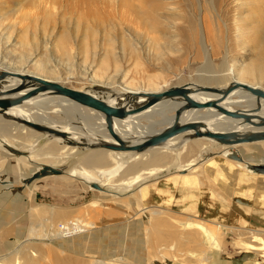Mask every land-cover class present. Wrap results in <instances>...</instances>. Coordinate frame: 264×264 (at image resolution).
<instances>
[{
  "label": "rangeland",
  "instance_id": "rangeland-1",
  "mask_svg": "<svg viewBox=\"0 0 264 264\" xmlns=\"http://www.w3.org/2000/svg\"><path fill=\"white\" fill-rule=\"evenodd\" d=\"M3 68L100 96L232 79L264 89V0H0ZM240 69L257 79H239ZM39 108L42 121L67 124L75 136L99 129L95 113L59 99ZM157 120L149 118L152 128L140 135L162 129L165 122ZM0 122L8 132H0V261L89 264L95 252L102 264L122 253L127 264H199L205 246L213 258L207 264H264V142L233 148L192 141L184 151L155 152L141 162L110 155L120 165L112 181L100 174L104 168L89 169L97 180L89 181L79 174L89 149L66 151L60 161L59 152H38L62 148L53 139ZM133 133L135 139L139 132ZM224 160L261 176L240 182ZM216 161L228 176L221 184ZM144 207L158 224L155 240L141 217ZM197 221L225 226L214 249L208 237L191 242ZM84 223L95 227L88 231Z\"/></svg>",
  "mask_w": 264,
  "mask_h": 264
},
{
  "label": "bare ground",
  "instance_id": "bare-ground-1",
  "mask_svg": "<svg viewBox=\"0 0 264 264\" xmlns=\"http://www.w3.org/2000/svg\"><path fill=\"white\" fill-rule=\"evenodd\" d=\"M124 5H127L126 1H124ZM241 69L238 72L239 79L242 80V79H247L249 77H251L253 79L255 78V75H254L255 73L253 75H251V73H249L250 71L247 72L246 70H241ZM261 70L262 69H260V71L258 70L259 72L258 71L257 72L260 74ZM14 71H17V70H14ZM255 79H257V78H255ZM233 80L238 82L237 80L232 79L229 82L225 83V85L223 84L221 87L227 86ZM9 82H10L9 84H7V85L5 84V85L1 86L0 89L11 88V87H13L14 85H16L18 83L16 80H10ZM189 84L198 85L199 83H189ZM199 85H201V83ZM252 87H256V86H252ZM84 92L89 93L92 96H94L96 98H99V99L105 101L106 103H108L110 105H115V106L125 105L127 107H133V106H136L138 103H141L143 101V99H138L136 101H131L128 98H126L127 93H129L131 91H126L125 95H118L117 93L110 92V94L108 96H100L96 92L89 91V90H84ZM154 92H156V91H154ZM191 97L194 100H196V101L205 102V101L213 100L217 96H214L212 94L198 93V94H192ZM48 98H51V100L59 99L61 102H66L69 105H71L72 107L86 109V111H89L90 113H95L98 116L97 119L99 120V124H98L99 125V129L90 130L89 135L87 136L86 139H84V138H82V136H75V134L70 132V129H72V128H69L67 126V124H66V126H59V125H57L55 123L51 124L50 120H49L50 123H48L47 120L46 121H42V119H41L42 116H41V118H39L36 112H39V114L41 113L42 109L39 108V106L42 103L48 102ZM181 104H182L181 100H178V101H167V102L165 101V102H162L161 104L153 106L152 108H149L148 110H146V111H144L142 113L128 116L127 118H125L123 120H115L114 121V125H113L114 130L116 131V133L124 141L128 142L129 144L138 142V141L141 140V138L143 136H147V135L152 134V133H157V132L161 131L162 129L166 128L167 126H169L171 124L172 120H173L174 111ZM33 105H36V107H33ZM220 105L222 107H225V108L230 109V110L244 109L245 111L247 109H252V108H254L256 106L255 98L253 96H251L250 94H248L247 92L242 91V90H237V91L233 92L232 94H230V96H228L226 99H224L220 103ZM59 106H61V105H59ZM63 106H65V105H63ZM6 115L10 116L12 118H15V119H25V120H28V121H31V122H36V123L39 122V123L46 124V126H48L50 128H53V129H56L58 131L66 133L68 135L67 141H74L75 143H86V144L87 143H90V144L113 143L112 139L107 134L106 125H105L104 115L103 114H101L100 112L95 111L93 109L82 107V106H80V105H78V104H76V103H74V102H72L70 100L64 99V98L51 97V96L48 97V95H46V94H41V95H39V96H37L35 98H32V99H29V100L25 101L20 106H17V107H14V108L10 109L8 112H6ZM259 115L264 116V102H261V111H260ZM0 117H1L0 119L2 121H3V118H5L2 115H0ZM154 117L158 118L156 123L159 122V124H160V123H164L165 122V124L163 125V128L160 129L159 131H156V132L155 131H151L149 133L147 132L145 135H140V134L145 133L144 131H149L152 128V126H153L155 121H149V118H154ZM5 119H7V120H9V122L13 123L15 125V127H16V130L17 129L18 130L19 129H28L31 132L33 131L32 129L27 128L26 126L18 123L17 121H14V120L8 119V118H5ZM39 119H41V120L39 121ZM84 119H85V117H84ZM140 119H142V120H140ZM143 119H145V122L147 121L148 124L142 125L141 121H144ZM35 120H38V121H35ZM43 120H45V119H43ZM180 121L181 122H192V121L202 122L205 125V128L207 130H209V131H212V132L235 131V132H238V133H244V132H247V131H256V130L263 129V128L256 129V128H253V127L248 126V125H243V124H241V122H238V121H235V120H232L230 118L225 117L224 115L218 113L214 109H207V108L206 109H200V110H188V111H185V112L182 113V115L180 117ZM4 124L2 122H0V132L2 133L3 136L8 134L7 131H6L7 133H5V129L4 128H6V126ZM14 125H12V126H14ZM122 126H125L128 130L122 128ZM133 132H139V133H136L137 136H136L135 139L129 137L132 134H135ZM76 133H78V132H76ZM191 135H192L191 131L190 132H185L183 134H180L178 136H175V137L169 139L167 142H165L161 146L150 148V149H148V150H146L144 152H141V153H136V152H114V151H108V150H105V149H102V148L89 149V151H88L89 154H87L84 158L81 159L80 163L85 167V169L83 168L82 172H79V174L82 175L83 177H86L89 181H95L96 180V174L94 173V171L92 172L89 169H91V168H104V170L100 174H106L107 176H109L107 178V182H108V181H112V177L117 173V169L120 168L119 162L112 160L110 158V155L113 156V157H116L119 160H121L123 158H125L126 160L134 158V159H136L135 162H138L139 160L141 162V161H147L148 159H150L152 157V154L155 153V152L159 153V151H160V153H172V151H174L176 149H180L181 151H184L186 149V147H185L186 144L189 143V142H192V141L200 142V141L203 140V141H206L207 143H210V144H217L212 139L205 138V137L191 138ZM49 138L53 139L51 141L56 142L59 145H61L62 148H60V147L56 148L54 146L52 147V144H50V145L40 149L38 152H43V153L45 152L47 154L48 153L59 152V153H57L58 157L57 158L54 157V158L55 159H59L60 161H63L64 158L67 157V156H63V155H65L66 151H68V155H70L73 151L78 149L75 146H68L66 144V142L64 140H61L60 138H55V137H51V136H49ZM126 139H128V140H126ZM263 142H264V140L263 141H256V142H249V143L256 144V143H263ZM246 144H248V143L232 145V146H229V147H233L234 148L235 146H241V145H246ZM200 146H201V144H200ZM204 147H205V145H204ZM227 154H229V153H225L224 157H226ZM148 156H150V157H148ZM224 159H228V158L226 157ZM209 162H213V161H209ZM216 164L217 165H214L215 171L217 172V181H215V182L218 183V184H221L227 179L228 176L225 173L222 165H220V163L218 161H216ZM223 164L226 165L227 170L230 173H235L236 174L237 179L240 182H242V181L250 182L251 179H250L249 175H251L253 177L261 176V175L255 173V172H253V171H250L248 169L249 167L247 168V166H243V165H241L239 163H233L232 161L224 160ZM238 165L243 167V171H242L241 167H239ZM100 174H98V175H100ZM141 174L137 175L136 177H133L131 179V182L133 183V182L138 181L141 178ZM102 176H104V175H102ZM201 184H203V183H201ZM143 191H144V188L141 189V192H143ZM210 193H211V191H209V194ZM189 208L192 211V213L196 214V218H198L199 213L197 211L194 212L195 211L194 210V206L190 205ZM207 208L208 209L211 208V203L207 204ZM143 209L144 210H143V213H142L141 217H144L147 220V222H146L147 225L145 226L147 228L146 230L148 231L149 236L152 237V239L155 240V237H159V234H158V232L157 233L155 232L156 234H154V233L151 232V230H152V228L155 225L158 226V224H153L152 221H150V219H149L150 211H151L150 209L151 208L145 209V207H144ZM188 219H193V217L191 215H189ZM197 224L199 226V230L196 232L195 240L192 239L191 242H195V241L198 242V239L200 237L201 238L202 237H208L210 239L211 246L214 249L216 244H217V238L219 236L223 235L224 232H225V226H223L222 224L217 223L215 221H210L209 224H206V225L203 224L200 221H197ZM187 225H190V224L186 223L184 226H187ZM94 227L95 226H93V225H91L89 223H84V228L87 229L88 231H91ZM74 228H79V227L75 226ZM67 229H69V228H67ZM207 229L209 230V232H207ZM31 235H33V234H31ZM31 235H29V236H31ZM57 235H62V231L61 232H57ZM175 240L177 241V239H175ZM256 240H257V242L258 241H262L261 239H256ZM181 245H180V247H181ZM202 248L203 249H201L200 252H202L204 249H205V251H203L202 257L198 258L199 264H207L209 261H211L210 263H213V261H212L213 258L211 256L212 254L209 255V253H208L209 249L207 247H205V246H203ZM195 249H199V248H195ZM99 250L102 253V249H99ZM89 252H92V251H89ZM92 253H94V254L88 253L89 257L91 258L90 261H89V264H102V262H103L102 258L101 257H94L95 256V252H92ZM214 253H216V252H214ZM19 254H21V252L18 251V255ZM96 255H100V254L97 253ZM190 256L195 257L192 253L190 254ZM115 257L116 258H114V259L108 260L106 262V264H127L128 263V260L126 259L125 255L123 253L115 255ZM5 259L6 258H3V261H0V264H6ZM54 262H55V264H68L67 259H66V261H64V260H59L57 258V259H55Z\"/></svg>",
  "mask_w": 264,
  "mask_h": 264
},
{
  "label": "water",
  "instance_id": "water-1",
  "mask_svg": "<svg viewBox=\"0 0 264 264\" xmlns=\"http://www.w3.org/2000/svg\"><path fill=\"white\" fill-rule=\"evenodd\" d=\"M10 80H16L18 83L11 88L0 89V115L17 121L40 134H44L48 137L60 138L61 140H64L68 146L85 149L102 148L114 152L141 153L150 148L161 146L169 139L190 131L192 132L191 138L205 137L224 146L264 140V116L259 115L261 111V102H264V90L234 80L225 87L218 85L212 86L206 84L196 85L185 83L156 92L131 91L127 93L126 98L131 101L143 99L141 103H138L133 107H127L125 105H110L89 93L71 89L57 82L32 74L27 70L14 71L7 68L0 70V87L9 84ZM237 90L245 91L253 96L255 98L256 106L252 109H247L246 111L244 109L230 110L222 107L220 103ZM198 93L212 94L217 97L210 101L199 102L191 97L192 94ZM41 94H46L48 97L64 98L82 107L93 109L103 114L107 134L112 139L113 143L86 144L67 141L68 135L66 133L50 128L46 126V124L31 122L25 119H15L6 115V112L10 109L20 106L25 101ZM178 100H181L182 104L174 111V117L171 124L157 133L143 136L138 142L129 144L114 130L113 125L115 120H123L128 116L142 113L165 101ZM206 108L214 109L225 117L241 122L243 125H248L256 129H263L247 131L244 133H238L235 131L212 132L207 130L202 122L180 121L183 112Z\"/></svg>",
  "mask_w": 264,
  "mask_h": 264
}]
</instances>
